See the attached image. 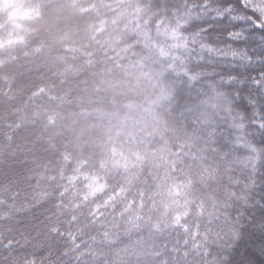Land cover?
I'll list each match as a JSON object with an SVG mask.
<instances>
[{"label":"snow or ice","instance_id":"obj_1","mask_svg":"<svg viewBox=\"0 0 264 264\" xmlns=\"http://www.w3.org/2000/svg\"><path fill=\"white\" fill-rule=\"evenodd\" d=\"M138 11L153 19L133 66L153 93L149 119L117 118L61 173L68 231H51L67 235L76 264H103L98 245L114 249L108 264H234L250 233L264 245V0H145Z\"/></svg>","mask_w":264,"mask_h":264},{"label":"trees","instance_id":"obj_2","mask_svg":"<svg viewBox=\"0 0 264 264\" xmlns=\"http://www.w3.org/2000/svg\"><path fill=\"white\" fill-rule=\"evenodd\" d=\"M143 7L145 0H20L18 13L29 16L0 14V264H76L64 255L67 235L51 231H68L71 192L59 198L61 173L73 174L117 118L149 119L143 109L153 93L133 67L147 55L138 32L153 30ZM113 251L97 246L103 264ZM234 256V264H264L260 235L246 236Z\"/></svg>","mask_w":264,"mask_h":264},{"label":"clouds","instance_id":"obj_3","mask_svg":"<svg viewBox=\"0 0 264 264\" xmlns=\"http://www.w3.org/2000/svg\"><path fill=\"white\" fill-rule=\"evenodd\" d=\"M20 0H0V14H6L10 18H15L19 14L21 19L29 16L31 14L30 10L21 9L18 13L17 9H19ZM21 25H17L20 27ZM23 39V37H20Z\"/></svg>","mask_w":264,"mask_h":264}]
</instances>
